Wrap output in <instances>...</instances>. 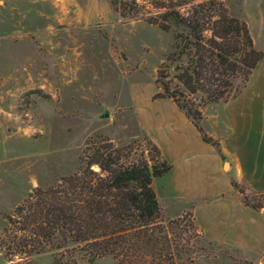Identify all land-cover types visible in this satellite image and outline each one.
I'll return each instance as SVG.
<instances>
[{"label": "rangeland", "instance_id": "1", "mask_svg": "<svg viewBox=\"0 0 264 264\" xmlns=\"http://www.w3.org/2000/svg\"><path fill=\"white\" fill-rule=\"evenodd\" d=\"M51 1L0 0V235L6 216L35 187L80 170L91 138L110 139L123 149L119 165L153 156L156 161L151 137L138 128L135 114L169 113L171 102L156 97L163 91L158 79L178 84L176 62L168 60L176 31L169 15L187 16L206 0H111L117 13L112 20L80 27L54 21ZM223 1L234 16L231 1ZM163 23L170 29H162ZM106 111L109 118L102 117ZM161 123L172 130L177 126ZM251 198L264 203V195ZM162 214L165 224L173 222L172 246L181 249L176 264H264V239L251 242L245 226L234 234L213 232L214 225L206 232L192 209L170 215L162 208ZM53 261L49 252L7 256L0 245V264ZM115 263L108 255L93 264Z\"/></svg>", "mask_w": 264, "mask_h": 264}, {"label": "trees", "instance_id": "2", "mask_svg": "<svg viewBox=\"0 0 264 264\" xmlns=\"http://www.w3.org/2000/svg\"><path fill=\"white\" fill-rule=\"evenodd\" d=\"M169 18L176 31L168 60L176 62L173 78L178 84L172 87L158 79L163 91L156 97L171 98L203 139L219 148L202 126V107L237 97L264 52L256 47L246 22L230 15L223 0H206L187 16L174 12ZM148 139L156 161L153 156L129 165H119L123 149L114 147L110 139H89L79 171L48 187H35L6 216L0 239L8 240L0 245L7 256L49 252L53 264H93L108 255L115 264H176L181 249L171 244L173 222H163L153 186L154 178L172 165ZM97 142L103 145L98 147ZM95 165L100 169L95 170ZM232 184L244 194L246 205L264 211V203L251 198L247 186L235 180Z\"/></svg>", "mask_w": 264, "mask_h": 264}, {"label": "crops", "instance_id": "3", "mask_svg": "<svg viewBox=\"0 0 264 264\" xmlns=\"http://www.w3.org/2000/svg\"><path fill=\"white\" fill-rule=\"evenodd\" d=\"M228 1L230 12L246 22L256 47L264 52V0ZM51 4L54 21L78 27L103 26L117 15L111 0H52ZM161 98L171 102L169 113L161 116L136 110L135 114L138 128L151 137L172 165L153 180L161 207L170 215L192 209L206 232L214 225L213 232L231 230L234 234L245 226L251 242L258 244L264 239V211L246 205L244 194L232 182L247 186L250 195H264V57L237 97L203 108L202 126L218 141L219 148L203 139L171 98ZM162 120L177 126L174 130L164 128ZM156 126L160 128L156 130Z\"/></svg>", "mask_w": 264, "mask_h": 264}, {"label": "water", "instance_id": "4", "mask_svg": "<svg viewBox=\"0 0 264 264\" xmlns=\"http://www.w3.org/2000/svg\"><path fill=\"white\" fill-rule=\"evenodd\" d=\"M102 117H103V118H109V117H110V113H109L108 111H106V112H104V113L102 114Z\"/></svg>", "mask_w": 264, "mask_h": 264}]
</instances>
